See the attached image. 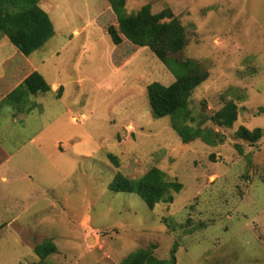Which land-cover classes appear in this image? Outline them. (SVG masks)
<instances>
[{"label":"rangeland","instance_id":"1","mask_svg":"<svg viewBox=\"0 0 264 264\" xmlns=\"http://www.w3.org/2000/svg\"><path fill=\"white\" fill-rule=\"evenodd\" d=\"M146 5L185 28L172 57L209 74L190 108L215 145L184 144L170 117H153L148 86L176 77L150 49L114 45L108 0H43L55 30L43 48L27 58L0 38V264H121L140 250L167 263L264 264V136L236 135L264 131V0H127L126 10ZM31 71L58 86L3 103ZM228 104L232 127L210 121ZM154 168L181 192L150 209L114 191L118 175L138 183ZM46 243L57 249L42 260Z\"/></svg>","mask_w":264,"mask_h":264},{"label":"trees","instance_id":"2","mask_svg":"<svg viewBox=\"0 0 264 264\" xmlns=\"http://www.w3.org/2000/svg\"><path fill=\"white\" fill-rule=\"evenodd\" d=\"M43 0H0V38L6 37L13 46L25 57L43 48L55 35L53 23L45 10L41 7ZM118 26H109L108 35L115 46L126 39L138 48L150 49L156 57L176 77L170 86L153 83L148 86L147 93L150 109L155 119L171 118L172 128L189 144L201 139L207 145H215L212 132L202 127L207 119L200 121L193 114L191 95L193 91L205 82L209 74L194 60L178 61L172 56L184 50L187 45L185 28L170 11L153 14L149 5L144 6L136 14H128L127 0H108ZM25 79L16 82V87L7 93L3 103L15 106L24 104L30 95L52 92L51 85L37 71L29 72ZM21 80V79H20ZM63 92L60 87L58 96ZM237 120L236 107L228 104L221 111L210 118L214 124L222 127H232ZM237 137L258 143L264 136L262 129L249 131L241 127ZM111 161L119 167L118 158L110 155ZM113 189L119 193H129L139 196L145 204L153 209L156 205L166 201V197L174 192L180 193L182 184L170 182L159 169H152L144 175L138 183L118 175ZM53 243L38 246L35 253L42 260L56 252ZM121 264H176L175 259L170 262L160 261L149 252L140 250L125 258Z\"/></svg>","mask_w":264,"mask_h":264},{"label":"crops","instance_id":"3","mask_svg":"<svg viewBox=\"0 0 264 264\" xmlns=\"http://www.w3.org/2000/svg\"><path fill=\"white\" fill-rule=\"evenodd\" d=\"M108 8H110V10H112L111 7H108ZM108 8H107V9H108ZM74 34H75V35H79V31H78V30H75ZM18 52H19V51H18ZM17 54H18V53H17ZM27 60H28V59L26 58V61H27ZM18 62H19V61H18ZM19 63H20V62H19ZM15 71L17 72V71H18V68H15ZM29 74H30V73H29ZM27 75H28V73H26V74L23 76V79H25V77H26ZM23 79L21 78V80H19V82L21 83V81H22ZM19 82H18V83H19ZM18 83H17V84H18ZM17 84H16V85H17ZM57 86H58V84H53V85H52V88H55V87H57Z\"/></svg>","mask_w":264,"mask_h":264}]
</instances>
